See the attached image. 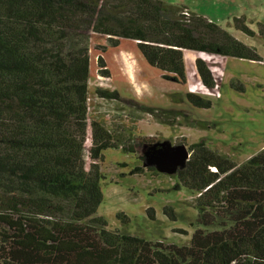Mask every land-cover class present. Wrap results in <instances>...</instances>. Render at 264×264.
I'll list each match as a JSON object with an SVG mask.
<instances>
[{
  "label": "trees",
  "instance_id": "trees-1",
  "mask_svg": "<svg viewBox=\"0 0 264 264\" xmlns=\"http://www.w3.org/2000/svg\"><path fill=\"white\" fill-rule=\"evenodd\" d=\"M185 10L164 0H0V264H264V147L239 164L205 140L189 146L191 155L176 172L177 187L189 189L198 208L188 245L111 229L97 214L103 151L124 143L144 159L158 141L144 136L138 145L126 143L89 119L93 34L113 47L134 41L149 65L183 83L186 49L261 60L221 25ZM98 64L108 74L102 54ZM196 66L213 87L206 61L197 58ZM172 95L195 107L212 103L192 91ZM158 113L169 124L182 115L172 107Z\"/></svg>",
  "mask_w": 264,
  "mask_h": 264
},
{
  "label": "rangeland",
  "instance_id": "rangeland-1",
  "mask_svg": "<svg viewBox=\"0 0 264 264\" xmlns=\"http://www.w3.org/2000/svg\"><path fill=\"white\" fill-rule=\"evenodd\" d=\"M164 1L189 5V11L208 17L253 47L261 60L186 49L183 83L165 78L161 70L149 65L134 41L125 39L113 47L106 37L93 34L89 119H98L117 137L137 145L138 138L144 136L172 144L185 143L188 147L205 140L240 164L264 147V0ZM235 18H241L251 32L238 27ZM103 45L105 52L101 50ZM100 54L106 60L108 74L98 64ZM197 58L210 66L213 87L201 81ZM97 88L117 91L118 96H101ZM187 91L210 98L211 106L195 107L187 100L177 102L172 95ZM160 107H172L182 115L172 124L160 122ZM123 145L103 151V200L97 214L106 218L111 229L137 234L152 242L188 245L198 226L195 196L186 187H177L176 173L165 174L155 168L138 173L136 168L145 166L144 159L139 152L124 150ZM89 148L90 138L84 152L87 159Z\"/></svg>",
  "mask_w": 264,
  "mask_h": 264
},
{
  "label": "water",
  "instance_id": "water-1",
  "mask_svg": "<svg viewBox=\"0 0 264 264\" xmlns=\"http://www.w3.org/2000/svg\"><path fill=\"white\" fill-rule=\"evenodd\" d=\"M190 155V148L185 143L172 144L164 140L147 147L143 162L145 166H152L159 172L173 174L186 165Z\"/></svg>",
  "mask_w": 264,
  "mask_h": 264
},
{
  "label": "built area",
  "instance_id": "built-area-1",
  "mask_svg": "<svg viewBox=\"0 0 264 264\" xmlns=\"http://www.w3.org/2000/svg\"><path fill=\"white\" fill-rule=\"evenodd\" d=\"M186 15H189V9L185 10L184 12Z\"/></svg>",
  "mask_w": 264,
  "mask_h": 264
},
{
  "label": "crops",
  "instance_id": "crops-1",
  "mask_svg": "<svg viewBox=\"0 0 264 264\" xmlns=\"http://www.w3.org/2000/svg\"><path fill=\"white\" fill-rule=\"evenodd\" d=\"M166 2H167V1H166ZM168 3H170V2H168ZM184 6H185L187 9H189V8H190V7H189V5H187V4H186V5H184Z\"/></svg>",
  "mask_w": 264,
  "mask_h": 264
}]
</instances>
